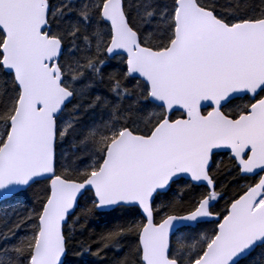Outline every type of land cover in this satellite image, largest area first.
<instances>
[{
  "label": "snow or ice",
  "instance_id": "6c2138e0",
  "mask_svg": "<svg viewBox=\"0 0 264 264\" xmlns=\"http://www.w3.org/2000/svg\"><path fill=\"white\" fill-rule=\"evenodd\" d=\"M0 205V264H264V0H0Z\"/></svg>",
  "mask_w": 264,
  "mask_h": 264
},
{
  "label": "trees",
  "instance_id": "16d2710c",
  "mask_svg": "<svg viewBox=\"0 0 264 264\" xmlns=\"http://www.w3.org/2000/svg\"><path fill=\"white\" fill-rule=\"evenodd\" d=\"M217 162H219V161H221V160H223L224 161V163L225 164H227V156H225L224 154H221V155H219V156H217ZM231 177L230 176H227V175H224V176H222L221 177V181H222V183H224L225 185H227V191L229 192V193H231L232 192V190H233V188L235 187V185L234 184H229V181H231ZM182 185H180V184H178L177 186H176V188L178 189V190H180V189H182ZM37 190L36 189H33L32 191H30V192H28L27 194H25L24 196H22V197H20V199H22V200H24L25 201V204H24V206L25 207H31V201H33L34 200V193L36 192ZM223 204H224V201H220V206L222 207L223 206ZM3 205H0V207H2ZM111 257V254H109V258Z\"/></svg>",
  "mask_w": 264,
  "mask_h": 264
}]
</instances>
